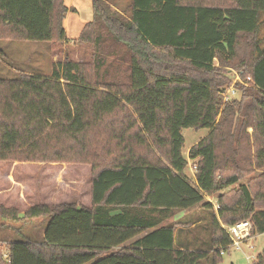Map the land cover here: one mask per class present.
Instances as JSON below:
<instances>
[{"label":"trees","instance_id":"trees-1","mask_svg":"<svg viewBox=\"0 0 264 264\" xmlns=\"http://www.w3.org/2000/svg\"><path fill=\"white\" fill-rule=\"evenodd\" d=\"M91 6L75 40L91 63L0 79V162L88 165L91 206L0 207L3 222L44 226L39 241L6 243L0 264H222L223 226L250 220L264 234V172L241 183L264 169V0H131L129 17ZM68 12L63 0H0V41L66 42ZM111 48L121 79L107 78ZM231 71L243 83L224 103ZM187 129L207 135L184 155ZM196 206L212 213L209 251L175 243L188 225L170 220Z\"/></svg>","mask_w":264,"mask_h":264},{"label":"rangeland","instance_id":"rangeland-1","mask_svg":"<svg viewBox=\"0 0 264 264\" xmlns=\"http://www.w3.org/2000/svg\"><path fill=\"white\" fill-rule=\"evenodd\" d=\"M69 12L64 20L66 42L52 41L50 43H32L22 41H0V50L5 54L0 57V79H15L20 72L33 75L49 76L53 66L71 60L78 63H91L93 61L94 49L90 45H80L73 39H77L84 24L93 19L91 0H63ZM114 10L129 17L131 0H103ZM116 48L103 49L102 57L108 63H112L107 71V78L121 79L124 69L120 60H117L111 51ZM110 52V53H109ZM125 66V65H124ZM231 84L226 86L236 90V84H242L240 72H229ZM224 89V91L226 90ZM236 96L237 90H236ZM251 133V130L248 131ZM184 138L183 154L200 139L207 135L206 130L187 129L182 132ZM189 150V149H188ZM189 162L186 174L193 180L194 172ZM21 166L20 169L17 167ZM263 170L252 173L241 180L246 183L250 178H256ZM7 176L10 179H7ZM15 178L22 187H18L25 193L26 202L18 201V192L13 191L7 202L22 216L29 206L43 205L48 202L51 205H60L84 202L88 198L89 185L92 180V172L88 165L74 164H43V163H17L11 161L0 162V190L8 186V180ZM239 184H235L227 190H237ZM58 189V193H56ZM215 205L213 197H209ZM208 200V198L206 197ZM209 201V200H208ZM25 206V208H23ZM3 207V206H1ZM52 207V206H51ZM216 206H214L215 208ZM21 211L24 213L22 214ZM179 212V211H178ZM176 212L173 220L181 224L189 222L197 223L195 229L181 226L176 230L175 243L183 245L184 248L195 250H210V221L211 211L202 209L200 206L187 209V211ZM187 212V213H185ZM187 214V215H186ZM172 221V219L170 220ZM225 227V226H223ZM42 220L29 222H3L0 220V250H4L6 243L14 241H39L43 233ZM252 249L243 247L242 251L229 250L222 257V264H252L256 256L264 250V234H259L251 241Z\"/></svg>","mask_w":264,"mask_h":264},{"label":"built area","instance_id":"built-area-1","mask_svg":"<svg viewBox=\"0 0 264 264\" xmlns=\"http://www.w3.org/2000/svg\"><path fill=\"white\" fill-rule=\"evenodd\" d=\"M246 81L249 82L250 78L248 77ZM235 96L236 90L233 87L229 89L227 88L222 94L223 102L227 103ZM191 169L195 172L196 167L191 165ZM215 209H217V206ZM223 229L231 241L229 245L230 250L241 252L243 247L252 249L251 241L254 239V235L252 234L253 227L250 220L241 221L235 225L223 227ZM220 254L224 255V252H221Z\"/></svg>","mask_w":264,"mask_h":264},{"label":"crops","instance_id":"crops-1","mask_svg":"<svg viewBox=\"0 0 264 264\" xmlns=\"http://www.w3.org/2000/svg\"><path fill=\"white\" fill-rule=\"evenodd\" d=\"M131 4V3H130ZM84 26H85V24H84ZM83 26V27H84ZM83 27H82V29H83ZM81 29V30H82ZM64 32H65V28H64ZM73 40H76V39H73ZM203 139V138H202ZM201 140V139H200ZM198 143V142H197ZM196 144V143H195ZM189 149V148H188ZM188 149H187V152H186V155H187V153H188ZM20 167L21 166H18L17 168L18 169H20ZM7 179H10L8 176H7ZM8 183H9V185L8 186H6V187H4L3 189H1L0 190V207L1 206H3V207H10V205H8L7 204V202H8V200H9V196H10V194L13 192V191H17L18 192V196H17V199H18V201L19 200H21V201H23V202H26V198H28L27 196H26V198H25V193L24 192H21L19 189H18V187H22L21 186V184L19 183V182H17L16 181V179L15 178H11V181L10 180H8ZM90 191H91V183H90V185H89V192H88V198L84 201V202H78L77 204L78 205H81V206H84V207H86V208H90V206H91V194H90ZM56 193H58V189H57V191H56ZM208 198V200L209 201H211L210 200V198L209 197H207ZM27 203V202H26ZM43 205H47V206H49V207H55V206H57V205H51V204H49L48 202H46V203H43ZM30 207H32V206H29L28 205V208H30ZM23 208H25V206H23ZM27 208V207H26ZM25 208V209H26ZM191 209V208H190ZM182 211H187V210H182ZM180 212V211H179ZM178 212V213H179ZM21 213L23 214L24 213V211L22 212L21 211ZM185 213H187V212H185ZM177 215V214H176ZM176 215H174L173 216V218H175V216ZM187 215V214H186ZM173 218H172V221H176V220H173ZM186 225H188L189 226V228H191V229H195L196 228V226H197V223H193V222H189V223H186ZM176 233V232H175ZM42 236H43V233H42ZM41 236V237H42ZM175 236V235H174ZM257 236V235H256ZM256 236H254V239H255V237ZM129 244V243H128ZM183 245H181V246H178L177 248L178 249H183ZM188 250H191V251H193V250H195V249H192V248H188ZM209 251V250H208Z\"/></svg>","mask_w":264,"mask_h":264}]
</instances>
